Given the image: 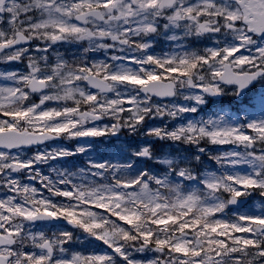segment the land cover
<instances>
[{"label": "snow or ice", "instance_id": "snow-or-ice-1", "mask_svg": "<svg viewBox=\"0 0 264 264\" xmlns=\"http://www.w3.org/2000/svg\"><path fill=\"white\" fill-rule=\"evenodd\" d=\"M157 37L174 42L179 51L156 55L151 49ZM193 37L206 38L212 46L189 50L183 41ZM33 40L44 42L34 49L42 53L38 57L25 46ZM85 41V53L117 52L110 60L120 63L89 66L58 56L50 64L47 53L53 45ZM23 59L27 72L0 73V80L12 82L0 86V149L5 150L0 151V188L12 194L0 198V264H264V206L258 214L228 216L226 211L243 204L241 198L253 191L264 197V0H0V62ZM257 84L260 88L249 100L251 111H222L174 130L146 131L190 145L199 154L208 152L205 143L233 145L234 150L223 154L208 153L220 166L219 174L198 175L190 160L180 166L182 162L163 159L158 162L167 171L159 175L129 159L111 166L90 163L109 172L108 183H74V173L58 172L52 180L35 166L84 153L83 146L75 152L37 151L30 158L11 152L62 135L116 136L122 128L134 134L147 119H175L198 111L191 105L162 108L152 97L180 94L204 105L206 97L224 95V85L242 98ZM185 86L199 94L178 93ZM32 94H39V103L29 102ZM50 101L64 103L44 107ZM124 112L130 115L121 122ZM109 115L116 120L110 127L86 126ZM132 156L152 158L149 147ZM194 160L201 156L194 155ZM240 166H245L243 172L237 170ZM21 172L51 195L22 184L13 175ZM102 174L91 172L93 177ZM53 221H65L101 241L112 254L71 252L65 247L74 239L71 230L58 229L51 236L33 231ZM133 252L155 255L137 259Z\"/></svg>", "mask_w": 264, "mask_h": 264}, {"label": "rangeland", "instance_id": "rangeland-1", "mask_svg": "<svg viewBox=\"0 0 264 264\" xmlns=\"http://www.w3.org/2000/svg\"><path fill=\"white\" fill-rule=\"evenodd\" d=\"M157 38H161V40L166 43L165 47H166L167 53L171 54L173 51H179V49H176L174 42L167 41L163 37H157ZM192 39H195V41L199 43V44H196V46L191 45L193 47V49H195V50H202L205 47H211L212 46V42H210L206 38L197 39V38L193 37ZM189 40H191V38L186 40V41H183L184 46L188 49L190 46ZM109 43H110V41H109ZM43 45H44L43 41L33 40L32 43L29 45L31 55H33L34 57H38L39 55H42V53L35 52L34 49L37 46L42 47ZM86 47H88L86 41L80 42V43H72V44L57 43V44L53 45L52 48L47 53V55L49 57V62H50V64L54 65L57 57L60 56V57H63V59L68 61L69 63H77L80 60H85L90 55L93 62H107L110 64L120 63V62H114V61L110 60L111 55H117L120 53L108 52L106 54L103 50H98V51H88V53H89V55H88L87 53L84 52V49ZM162 54L163 53L160 52L158 55H162ZM69 59H71L72 61ZM81 63H83V62H81ZM92 63H89L88 65L90 66ZM27 64H28L27 59H23L20 62H0V73L12 72V68L15 66H20L21 68H23L27 72L28 71ZM127 66L129 67L128 64H127ZM132 68H135V65H132ZM14 71L19 73V71H17V70H14ZM0 86H12V82L0 80ZM223 87L225 90V94L222 95V97H223L222 100L218 101V100L210 99V101L207 100V103L204 105H195L194 101H186L183 99V95H180V94H178L176 96L175 100H172L171 102H168V103H159V102L154 101V100H152L151 102L153 104L161 106L162 108L165 106H167L168 108H171L172 105H174V104L177 106H179V105H185V106L191 105V106L197 107V109H198L197 112H199V113H195V114L188 113V114H186L185 117H182L180 115L177 118L173 119V118L165 116V117L171 119V121H172V128L169 130H174L177 127L186 126L189 121H199L201 119H208L209 117L215 118V115L221 114L222 111L227 112V113H232V114H236L238 111L245 109V108H248V110L251 111V108L249 106L250 97L252 96L253 93H255L259 90L260 85L258 84L251 91H249L247 96L244 99H236L235 96L231 95L230 93L232 91V87H225V86H223ZM92 92H96V91H92ZM181 92L183 94H190V93L194 92V90H190L185 86L183 89L178 88V93H181ZM197 94H199V93L197 92ZM112 95L113 94H109V96H112ZM34 103H36V102H34ZM67 103L70 104L69 102H67ZM60 104H63V103L60 102ZM60 104H58L57 102L50 101V102H46L44 107L55 108V107L61 106ZM124 107H126V108L131 107V105H124ZM87 108H88V106L81 105V110H87ZM258 114L259 113L257 112V115ZM129 115H130V113L124 112L122 114V117H121V122L124 118H127ZM160 119H164V117L160 118ZM178 120H181V122H174V121H178ZM152 121H153V119H147L144 123L150 124V125L145 126V124L143 123L142 125H140L138 127V130L135 132L136 135L139 136L138 141L141 142V145L139 147H142V148L148 147V142L152 140V138H150L151 136L146 135V131L149 128L156 127V126L152 125V123H151ZM114 123H116V120L109 115V116H104L99 123H96L95 121H91L86 126L91 127L93 125H96V126L103 128L105 126L110 127ZM168 124L169 123L164 120V122L162 123V126L158 127V128H167ZM129 135H133V133H130L127 128H122L116 136L111 137V141L116 142V144L118 145V148H117L118 153L125 152V150H124V149H126V145H125L126 143L125 142L128 139ZM106 136H110V135H106ZM90 138H91V141H96L95 138H97V137H85V138L69 139V138L64 136V139H62V140L60 139V140L51 141L48 144H46L44 147L34 149L30 152H27L29 154H25L26 151H17V152H13L12 154L15 155L17 153H21L22 158H30L37 151H41V152L44 150L51 151L55 148H62V149L67 150V151L75 152L77 147L83 146L86 148V151L84 152L85 156L80 155L79 158L85 162L84 165L89 167L91 162H97V163L102 162L101 160L98 159L97 154H96V153L101 151V148H94L93 146H91V141L89 142V140H88ZM106 140H109V139L106 138ZM165 140H167V139H165ZM168 141H170V140H168ZM170 143H171L172 147H174L176 149L183 147V149H185L186 153L182 156V158L187 159L188 161L190 160L191 163H193L195 161L194 155H197V154L200 155L199 153H196L195 149L190 145L178 144V142H173V141H170ZM206 145L207 144L205 143L204 146L208 149L207 153H210V148L207 147ZM209 145L220 147L221 152H218V150H217L218 154H223L225 152L234 150L233 145H211V144H209ZM225 146H229V149L228 150L224 149L223 147H225ZM169 147H170V145L167 144L164 148V152L160 153L159 157L157 156L156 158L153 159L154 162H157L159 166H162L164 173L167 171V166L159 163L158 161L163 160V159H173V160L179 162V157H177V158L173 157L168 153ZM235 150L243 151L242 148L241 149H235ZM207 153H205V154H207ZM201 155H204V154H201ZM145 159H148V158H137V160H139L141 163H144ZM58 160H60V159H58ZM148 160H150V159H148ZM56 161L57 160H51L47 164H40V165H36L35 167L37 170L40 171L42 176H47V177L51 178L52 180H56V179H58L57 173L60 172V165L55 166ZM60 161L63 163V161H64L63 158ZM244 168H245V166H240L237 170L243 172ZM91 171L94 172V171H96V169H91ZM209 171H212V170H210V169L203 170L202 175L209 172ZM215 171L219 174V171H220L219 165H217L215 167ZM81 173H82V171H81ZM13 175H17L16 177L20 180V182L22 184H30L32 187L37 188L38 191L43 193L44 196H50L51 195L50 193L47 192L46 189L44 190V192L41 190V186L43 187V185L38 180H33V181L35 183H40V187L37 185L34 186V182L28 179L26 172L14 173ZM75 183H78V181H76ZM60 187L63 188L64 185H60ZM254 193H255V191H253V194L251 196H253L255 199L257 197H258V199H259V197H261L259 194L254 195ZM5 195H12V194L7 193L6 190L3 188H0V198H3ZM51 198L55 201L66 202V200L62 197H51ZM260 208H261V206L257 203V201L252 200L251 205H249V207L247 206L241 212H243V213L255 212L258 214ZM92 210L97 211V212H101V213L103 212L102 209H92ZM226 211H228V210H226ZM114 220H116V218ZM118 224H120L121 226L124 227V223L119 222ZM33 231H43L47 235L51 236L53 232L57 231V229L52 228V227L43 226L42 228L41 227H35L33 229ZM73 233H74V237L80 238L79 240H77V239L76 240L79 242L77 244L81 248H83L86 245L85 241H89L88 239L93 240L97 245L100 246L98 248H91L88 250L75 251V252H79V253H82L85 255L92 254V253H97V254L109 253V254H112L111 249L107 248V246L104 245L101 241H96L93 238L87 237V234L82 233L80 230L73 231ZM237 235H247V234H237ZM74 240L75 239H73V241L70 244L75 243ZM86 246L88 248V245H86ZM26 251H31V249L30 248L26 249ZM144 255H147L150 257V256L155 255V254H153V253L140 254V253L133 252L134 258H137V259H142Z\"/></svg>", "mask_w": 264, "mask_h": 264}, {"label": "water", "instance_id": "water-1", "mask_svg": "<svg viewBox=\"0 0 264 264\" xmlns=\"http://www.w3.org/2000/svg\"><path fill=\"white\" fill-rule=\"evenodd\" d=\"M215 98V97H214ZM242 204L234 205V207H241Z\"/></svg>", "mask_w": 264, "mask_h": 264}, {"label": "flooded vegetation", "instance_id": "flooded-vegetation-1", "mask_svg": "<svg viewBox=\"0 0 264 264\" xmlns=\"http://www.w3.org/2000/svg\"><path fill=\"white\" fill-rule=\"evenodd\" d=\"M62 227H64V226H62Z\"/></svg>", "mask_w": 264, "mask_h": 264}]
</instances>
